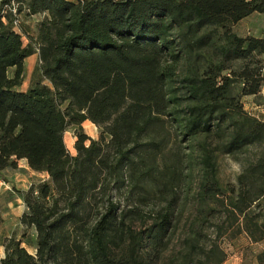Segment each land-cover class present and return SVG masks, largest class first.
Instances as JSON below:
<instances>
[{"label": "trees", "instance_id": "obj_1", "mask_svg": "<svg viewBox=\"0 0 264 264\" xmlns=\"http://www.w3.org/2000/svg\"><path fill=\"white\" fill-rule=\"evenodd\" d=\"M253 13L264 0H0V174L48 175L18 190L0 264H223L225 242H264V113L241 100L264 85V33L232 29Z\"/></svg>", "mask_w": 264, "mask_h": 264}, {"label": "rangeland", "instance_id": "obj_2", "mask_svg": "<svg viewBox=\"0 0 264 264\" xmlns=\"http://www.w3.org/2000/svg\"><path fill=\"white\" fill-rule=\"evenodd\" d=\"M37 17H33L24 22L32 30L35 29ZM18 28V25H17ZM239 36H261L264 33V14L253 13L232 27ZM262 60V74L264 75V54L258 56ZM38 56L31 57L27 62V76L24 79L25 87L30 84L32 70L38 64ZM241 62H236L234 67H240ZM235 90L239 91L241 82L235 84ZM23 88V87H20ZM246 111L257 117H262L264 113V85L257 95H247L241 98ZM82 130L90 137L98 138L100 128L91 121H85ZM77 140V129L69 127L65 132L67 148L72 155L76 154L75 143ZM219 172L223 182L235 181L237 174L241 171L242 165L229 156L219 157ZM48 178L47 173H32L26 169L25 161H19L16 168H6L0 174V213L3 222L0 225V256H4V242L10 236L21 237L25 227L20 223V216L25 209L23 200L18 197V190H26L32 183H38ZM26 188V189H25ZM183 193H186L185 190ZM34 234V229H29ZM26 245V244H24ZM30 252L35 253L33 245H26ZM224 246L228 252L227 260L223 264H260L258 254L264 251V242L251 243L246 235H241L235 241H227Z\"/></svg>", "mask_w": 264, "mask_h": 264}, {"label": "crops", "instance_id": "obj_3", "mask_svg": "<svg viewBox=\"0 0 264 264\" xmlns=\"http://www.w3.org/2000/svg\"><path fill=\"white\" fill-rule=\"evenodd\" d=\"M33 56H38V59H39V55H38V53H35V54L29 56L28 58H26V60H25V64H26V62H27L31 57H33ZM33 70H34V69H33ZM33 70H32V71H33ZM31 74H32V72H31ZM26 76H27V66H26ZM26 76H25V77H26ZM30 78H31V75H30ZM24 86H25V83L23 82V84L21 85V87H23V88H20V89H22V90L27 89L28 86L25 87V88H24ZM19 161H20V160H19ZM19 161H18V162H19ZM21 161H25V163H26V169H27V170H30L32 173H35V171L32 170V169L29 167V165H28L26 159H21ZM25 189H26V188H25ZM23 190H24V189H23ZM24 206H25V205H24ZM25 208H26V207H25ZM25 210H26V209L23 210L22 214L24 213ZM22 214H21V215H22Z\"/></svg>", "mask_w": 264, "mask_h": 264}]
</instances>
